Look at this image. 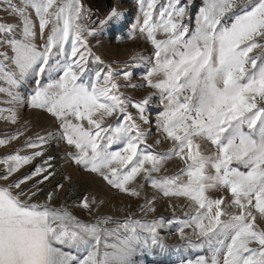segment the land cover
Instances as JSON below:
<instances>
[{"label":"snow or ice","instance_id":"obj_1","mask_svg":"<svg viewBox=\"0 0 264 264\" xmlns=\"http://www.w3.org/2000/svg\"><path fill=\"white\" fill-rule=\"evenodd\" d=\"M6 3L22 24L0 23V81L6 85L0 93L9 97L8 104L19 105L24 101L20 87L37 77L27 103L59 123L57 132L28 138L25 147L34 150L31 154L17 152L0 160V181L43 156L45 146L58 138L74 149L67 153L72 163L122 193L140 196L129 185L142 177L164 197L187 199L191 212L178 228L179 239L207 251L195 264H264V0H204L193 29L183 22L187 8L181 0H169L158 12V0H139L142 21L129 38L136 39L138 32L155 49L141 85L131 82V71L117 72L89 47L95 29L81 23V0H23L22 7ZM120 17L113 10L108 20ZM158 33L166 38L157 39ZM90 59L103 67L85 80ZM46 73L57 78L41 84L39 77ZM121 75L125 87L159 92L163 111L155 144L171 142L166 152L149 150V133L128 111L135 109L148 124L151 94L132 101L120 91ZM3 112L16 123L15 107ZM113 118L116 123H106ZM22 135L0 139V146ZM201 142L213 150L206 152ZM113 145L121 147L113 150ZM173 158L183 163L181 171L159 176ZM51 159L0 186V264H135L138 251L165 248L159 235L166 226L163 218L142 223L129 217L110 227V217L85 223L67 209L23 200L22 185L35 180V187L54 176ZM212 190L221 194L213 198ZM95 203L85 197L81 207L91 213Z\"/></svg>","mask_w":264,"mask_h":264},{"label":"rangeland","instance_id":"obj_2","mask_svg":"<svg viewBox=\"0 0 264 264\" xmlns=\"http://www.w3.org/2000/svg\"><path fill=\"white\" fill-rule=\"evenodd\" d=\"M81 3L85 12V19L81 23L90 29H95L94 36L88 37L89 47L94 54L99 55L105 64H111L117 72L131 71L133 73L132 83L143 84V77L150 68L146 61L153 56L155 49L151 42L138 32L136 33V39L129 38L133 34V29L138 21H142L139 0H81ZM168 3L169 0H158L156 11L158 12L160 8L167 6ZM181 3L187 8V15L183 22L190 29L195 28L200 9L204 6V0H181ZM12 4L22 7L23 0H12ZM113 10L121 13V17L119 20L109 21V15ZM29 12H31L34 23L38 24L34 12L32 10H29ZM101 21L108 22L101 24ZM0 23L22 24L20 17L12 13L6 0H0ZM17 34L19 35V32ZM165 38V34H157V39ZM140 57H143L145 62H141ZM89 66L90 71L86 73L85 80L94 79V72L103 67V65H97L91 59L89 60ZM56 78V73H46L43 77H39L41 84H47ZM36 79L37 77L29 78L20 87L19 92L24 97V101L19 105L8 104L9 97L5 93H0V109L15 107L17 113L15 124L4 118L7 116V112L0 114V139H7L20 132L24 133L10 144L0 146V160L17 152L21 155L31 154L34 150L25 147V142L29 137L35 140L37 135L43 136L48 132L58 131L59 122L55 118L45 110L32 108L27 103L28 98L36 88ZM154 79H158V77ZM117 82L121 84L120 91L132 101L140 100L151 94V102L146 111L148 124L145 125L138 119L135 109L129 107L128 111L149 133L148 143L152 145L149 150L166 152L171 147V142L165 141L160 145L155 144V139L159 136L156 131V122L163 111L159 92L147 86L134 89L125 87L126 82L123 80L122 75ZM0 86L6 87L3 81H0ZM116 122L115 118L106 121V123ZM119 122H122V118ZM201 143L206 152L213 150L210 144ZM45 147L47 150L43 156L36 157L31 163L24 165L9 181H0V186L11 183L17 178L22 179L30 175L37 165L43 166L44 161L51 156L50 163L53 165L54 176L49 181L35 187L33 186L35 180L22 185L25 192L22 199L26 202L47 205L55 209H67L72 215L85 223H94L98 218L110 217L114 221L110 227H116L117 223L123 222L129 217L142 223H151L163 218L166 226L159 230V235L165 248L163 250L155 248L138 251L133 258L135 264H188L189 261L195 264L199 256L207 255L206 249L189 246L179 239L178 228L181 226L182 221L188 218L185 213L191 212L190 202L187 199L183 197H164L151 187L150 181L142 177H137V180L129 185V187H136L141 193L140 196L122 193L112 188L95 173H89L72 163L67 157V153L74 151V149H71L60 139H53ZM119 147L121 145H113V150H117ZM183 167V163L178 158H173L165 163L164 169L158 175L161 177L173 176L178 174ZM3 170L4 165L0 164V174L3 173ZM65 177L68 179H65ZM58 184H62L63 187H57ZM33 192L36 195L28 200ZM49 192L53 193L51 201L48 200ZM210 194L215 198L221 193L212 190ZM85 197L89 201L93 199L96 201L92 205L91 213L81 207V202ZM148 200L153 202L145 207ZM170 205L174 206L175 211ZM148 207H153L155 211H148ZM167 221H172V223L168 225ZM185 231L191 233V229H185ZM192 239L195 240V237H192Z\"/></svg>","mask_w":264,"mask_h":264}]
</instances>
